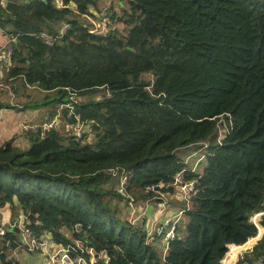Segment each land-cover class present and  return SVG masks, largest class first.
Segmentation results:
<instances>
[{"label": "trees", "instance_id": "1", "mask_svg": "<svg viewBox=\"0 0 264 264\" xmlns=\"http://www.w3.org/2000/svg\"><path fill=\"white\" fill-rule=\"evenodd\" d=\"M63 2L0 0V27L15 38L0 90L28 99L20 112L49 108L46 120L61 122L0 139V208L38 237L104 253L98 264H231L232 247L264 228V0H119L120 15L113 2ZM107 6L108 33L91 32ZM77 115L91 126L82 139L67 127ZM191 147L207 150L195 166L177 154ZM110 169L126 171L136 202L178 172L195 182L166 252L125 218ZM3 229L0 264H27L24 229L0 217ZM237 258L264 264V232Z\"/></svg>", "mask_w": 264, "mask_h": 264}, {"label": "built area", "instance_id": "2", "mask_svg": "<svg viewBox=\"0 0 264 264\" xmlns=\"http://www.w3.org/2000/svg\"><path fill=\"white\" fill-rule=\"evenodd\" d=\"M59 6L64 4L63 0H54ZM111 15L112 13L109 11L108 7H105L103 11L99 14V20L95 22V25L91 32L95 33H108L109 25L111 23ZM69 26L66 25L63 27L62 31L66 30ZM45 37V41L47 43H52V37L46 33L43 34ZM13 61V47L9 46H1L0 47V80L3 73L11 66ZM70 106V105H69ZM72 108V106H71ZM60 115L53 117L50 120L46 121H38L35 123H26L22 128L26 132H35V133H46L47 131L59 127L61 122L59 120ZM69 130H73L74 134L78 139H82L85 137V134L91 131L90 124L85 123L81 120L79 115L76 116V122L69 124ZM204 147L209 146L208 143H202ZM110 172L114 175H120V181L116 185L117 191L124 197L129 199V220L133 223L137 220V202L135 198L131 197L127 193V183H128V174L125 170L119 171L118 169H110ZM183 174L178 172L174 176V182L162 186H150L147 187V191L152 192L154 195L152 199H154L157 203L158 213L160 216L166 215L169 210L171 203L168 199L167 195H171L172 198L176 196L181 199L188 198L192 191L194 190L195 182L192 181H184ZM162 187L163 189H161ZM174 188V191H170V188ZM183 211H179V214L176 216H167L166 219L158 225L152 231L147 233V242H153L157 239V236H164L167 241L173 240L176 237V225L180 220ZM25 216L20 215L19 218L13 221V224L10 226L13 229L18 226L21 229H24V221ZM1 234H5V230L0 231ZM19 248H24L29 254L38 253L43 256V264H98V257L105 256L104 253L102 255H97L93 247L88 245H83L80 241H75L76 247L75 249L73 245L62 246L59 249H55L52 245L55 241L51 237L47 236H36L31 230L24 229L21 232V239L19 240ZM230 247V245H229ZM77 251L76 258L72 257V252ZM84 253H89V258L84 256ZM109 258L107 257L106 262H108ZM223 264H225L223 262Z\"/></svg>", "mask_w": 264, "mask_h": 264}, {"label": "crops", "instance_id": "3", "mask_svg": "<svg viewBox=\"0 0 264 264\" xmlns=\"http://www.w3.org/2000/svg\"><path fill=\"white\" fill-rule=\"evenodd\" d=\"M112 1L114 2L115 0H109V2H112ZM117 3H119V0L117 1ZM120 4L123 5L122 2H120ZM93 10H96V9H93ZM11 41H15V38H13L12 36L8 35L6 33V30L4 28L0 27V47L1 46H9V45H11ZM5 97L3 95L1 96V98H5ZM6 98H11V99L15 100V90L12 92V94H9V96L6 97ZM47 110H48V108H42L40 110H34V111H31L30 115H33V117H35V119H36L35 121H43V120L49 119V118H47L48 115L46 114ZM3 112H15V111H9V110H7L5 108H0V114L3 113ZM33 117L31 118V122H34L32 120ZM189 149L190 150L188 152V156H190V159L198 157L199 153L201 152L199 149L196 150L195 147H191ZM198 160L199 159L196 160V162L194 163V166H195V164L197 163ZM189 162H191V161H189ZM167 196H168V199H169V201L171 203V206H170L169 210L167 211L166 215H164V216H160V214L157 212V203H156V201L154 199L147 198V199H144V200L137 201L138 209H137V213H136L137 220H136L135 223L142 225L147 233L149 231H152L153 229H155L158 225H160L166 219L167 216L172 217V216H176V215L179 214V211L182 208V204H183L181 202L182 199L177 197V196H176V198L175 197L172 198L171 195H167ZM3 211H4V209H3ZM124 216H125V218H129L128 208L125 210ZM0 217H2V222L3 223L7 222L6 218L4 217L3 214L0 215ZM182 218H183V216L181 215L180 220ZM12 220L13 219L11 217V218H9L8 221L11 222ZM139 220H141V222H139ZM9 222H7V223H9ZM261 229H262V227H261ZM262 234H261V236H262ZM43 236H47L48 237L49 235L47 233H45ZM256 239L257 240L255 241V243L251 245L252 247L259 240V238L257 236H256ZM155 241H157V243L159 244L160 248L163 249L164 252H166L167 246H168V243H167L166 239L164 238L162 240V237H158ZM52 247L55 248V249H59V248L62 247V245L58 244V243H54L52 245ZM234 248L239 249V247H233V249ZM251 248H248V249H251ZM237 255L238 254L236 252V255H235L234 258H236ZM19 257L23 261H25L27 264H43V256L41 254H38V253L29 254L28 252H21V253H19ZM232 264H233V262H232ZM235 264H237V262Z\"/></svg>", "mask_w": 264, "mask_h": 264}, {"label": "rangeland", "instance_id": "4", "mask_svg": "<svg viewBox=\"0 0 264 264\" xmlns=\"http://www.w3.org/2000/svg\"><path fill=\"white\" fill-rule=\"evenodd\" d=\"M117 1L118 0H115L113 3H114V5H115V8L117 9V11H118V14L120 15L121 13H122V11L120 10V8L118 7V4H117ZM99 2H100V4H103V6L104 5H111L112 4V2H109V0H99ZM107 7H109V6H107ZM118 27H119V29L120 30H123L124 29V27H125V25L124 24H119L118 25ZM1 91H5V93L4 94H2L4 97L6 96V97H8L9 96V94L8 93H6V91H8V88H5V90H0V92ZM32 91V90H31ZM41 96V95H40ZM40 96H38V97H34L33 99H32V101L31 102H36V100L40 97ZM5 97V98H6ZM91 97H93V98H96V96H91ZM86 98H88V97H86ZM13 100V99H12ZM24 101H28V99L27 98H25V99H23V102H19V100L17 99V98H15V101L13 100V101H11V99L9 100V102L8 103H10V107H6L5 109H7V110H9V111H15V112H3V113H1L0 114V139H6V140H8V139H11V138H15L16 136H18V135H21L22 134V132H24V131H22V128L24 127V124H26V123H35V122H37V121H34V122H31V118L33 117V115H30V113H31V111H32V109H28V110H26V111H23V112H20L18 109H21L19 106L20 105H23V103H24ZM30 101V100H29ZM50 110H49V108H48V110H47V115H48V113L50 114V112H49ZM28 120V121H27ZM40 122H42V121H40ZM188 152H189V149H183V150H179L178 152H177V154H179L181 157H183V159L184 158H186V156L188 155ZM202 152L204 153V154H206V152H207V150H204V151H201L200 153H199V155H201L202 154ZM199 157V156H198ZM196 160H197V157L196 158H193L192 160H191V162H190V166H192V165H194V163L196 162ZM203 167H204V161L202 160L201 161V163L198 165V170L199 171H202L203 170ZM3 209H4V211H3ZM128 211H129V209H128ZM157 211H158V208H157ZM4 215V217L6 218V221L7 222H9L8 220H9V218H11V213H10V211H9V209L7 208V207H4V208H0V215ZM17 219V218H16ZM259 219H260V214H256V215H254L253 217H252V220L254 221V222H256V223H258L259 222ZM13 221L14 220H12L11 222H9V223H5L6 224V228L7 227H9L10 228V230L11 229H13V227L12 226H10L11 224H13ZM139 222H141V220H139ZM181 224H183V223H181ZM9 225V226H8ZM164 239V237L162 238V240ZM257 239H253V240H251V241H249L246 245H244V246H242V247H239V249H237V254H238V258H239V256H240V254L244 251V250H246V249H248V248H251L252 246V244H254L255 243V241H256ZM159 245V244H158ZM250 246V247H249ZM233 248V247H232ZM231 248V249H232ZM10 253H11V251H10ZM225 258V257H224ZM237 258V259H238ZM236 258H233V260H235ZM233 260H232V262H233ZM223 261H224V259H223ZM232 262H231V264H232Z\"/></svg>", "mask_w": 264, "mask_h": 264}, {"label": "water", "instance_id": "5", "mask_svg": "<svg viewBox=\"0 0 264 264\" xmlns=\"http://www.w3.org/2000/svg\"><path fill=\"white\" fill-rule=\"evenodd\" d=\"M47 1V0H46ZM258 214H262V213H258ZM13 229H11V231H12ZM264 232V228L262 227V229H261V227L259 226V233H258V235H257V237L260 239V237H261V234Z\"/></svg>", "mask_w": 264, "mask_h": 264}, {"label": "bare ground", "instance_id": "6", "mask_svg": "<svg viewBox=\"0 0 264 264\" xmlns=\"http://www.w3.org/2000/svg\"><path fill=\"white\" fill-rule=\"evenodd\" d=\"M236 252H237V249L235 250V252H234V256L232 257V260H233V258L235 257V255H236Z\"/></svg>", "mask_w": 264, "mask_h": 264}]
</instances>
